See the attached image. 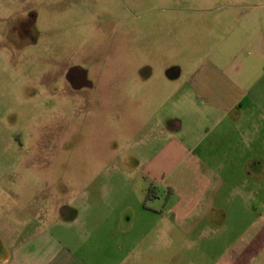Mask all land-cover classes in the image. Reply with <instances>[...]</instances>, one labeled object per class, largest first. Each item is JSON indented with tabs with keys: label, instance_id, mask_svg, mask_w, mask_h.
<instances>
[{
	"label": "rangeland",
	"instance_id": "374dc122",
	"mask_svg": "<svg viewBox=\"0 0 264 264\" xmlns=\"http://www.w3.org/2000/svg\"><path fill=\"white\" fill-rule=\"evenodd\" d=\"M212 29L161 0H0L7 236L50 228L87 264H264L262 202L248 207L220 182L194 219L176 221L140 175L175 118L196 120L184 93ZM73 67L91 85L74 89Z\"/></svg>",
	"mask_w": 264,
	"mask_h": 264
},
{
	"label": "crops",
	"instance_id": "0c3cea01",
	"mask_svg": "<svg viewBox=\"0 0 264 264\" xmlns=\"http://www.w3.org/2000/svg\"><path fill=\"white\" fill-rule=\"evenodd\" d=\"M161 1L167 11L211 21L216 41L187 80L183 104L196 120L175 118L166 128L175 131L141 160L140 175L162 188L169 207L161 216L176 221L194 219L220 182L234 183L248 207L264 206V0ZM6 218L0 230L13 239H0V264H87L50 228L7 236Z\"/></svg>",
	"mask_w": 264,
	"mask_h": 264
},
{
	"label": "flooded vegetation",
	"instance_id": "af4514ba",
	"mask_svg": "<svg viewBox=\"0 0 264 264\" xmlns=\"http://www.w3.org/2000/svg\"><path fill=\"white\" fill-rule=\"evenodd\" d=\"M65 77L68 81H71L76 90H80L83 86L91 85L87 82L85 70L80 67H73L66 73Z\"/></svg>",
	"mask_w": 264,
	"mask_h": 264
}]
</instances>
